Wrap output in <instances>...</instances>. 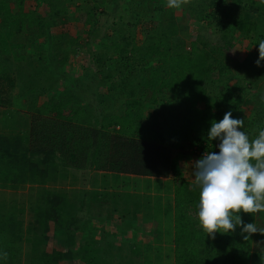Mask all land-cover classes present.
Returning a JSON list of instances; mask_svg holds the SVG:
<instances>
[{"label":"trees","instance_id":"1","mask_svg":"<svg viewBox=\"0 0 264 264\" xmlns=\"http://www.w3.org/2000/svg\"><path fill=\"white\" fill-rule=\"evenodd\" d=\"M261 39L264 0H0V107L29 125L0 134V189L17 193L0 199V264H98L74 231V171L90 168L170 181L174 264H264V233L206 234L184 169L218 150L207 130L225 112L251 139L264 128ZM75 82L102 89L95 114Z\"/></svg>","mask_w":264,"mask_h":264},{"label":"crops","instance_id":"2","mask_svg":"<svg viewBox=\"0 0 264 264\" xmlns=\"http://www.w3.org/2000/svg\"><path fill=\"white\" fill-rule=\"evenodd\" d=\"M16 93L17 90L13 91V97ZM46 100L47 97H41L39 104ZM0 110L5 111L7 116L10 113L19 115L20 119L23 116L17 114L18 110L13 106L0 107ZM16 130H12L11 126L6 130L1 129L0 134L11 136L17 132ZM192 163L189 162L188 167H192ZM147 181H150L149 184ZM129 183L133 184L134 191L123 192L125 187L123 185ZM169 183L170 181L166 179L147 180L135 176L97 172L91 168L74 171L72 190L74 205L78 207L74 210V221L78 218L77 221L80 220L82 223V220L87 219L85 215L88 217L90 215L87 222L91 224L88 228L83 227L85 224L80 225L78 222L75 224L74 231L78 230L77 247L85 242L91 248L94 247L95 250L90 249V258H95L98 264H174V258L167 259V253L170 254L174 248L173 225L165 221L160 222V226L153 225L154 223L150 224L146 219L150 217L147 210L153 200L155 206L162 205L163 210L166 208L167 199L173 196L171 190L164 191L168 189ZM16 194L14 191L0 189V199ZM20 194L28 199L30 189ZM128 210L133 214L134 220L138 219L137 221H119L122 216L118 219L109 217L119 212L124 214ZM163 219L166 220V217ZM161 257L162 263L159 260Z\"/></svg>","mask_w":264,"mask_h":264},{"label":"clouds","instance_id":"3","mask_svg":"<svg viewBox=\"0 0 264 264\" xmlns=\"http://www.w3.org/2000/svg\"><path fill=\"white\" fill-rule=\"evenodd\" d=\"M183 0H167L171 8H180ZM259 66L264 61V39L259 40ZM244 118L231 110L220 120L213 119L207 130V142L215 149L205 152L191 165L199 188L198 220L207 235L264 233L255 222L245 223L241 213L264 214V128L251 139L244 130Z\"/></svg>","mask_w":264,"mask_h":264},{"label":"rangeland","instance_id":"4","mask_svg":"<svg viewBox=\"0 0 264 264\" xmlns=\"http://www.w3.org/2000/svg\"><path fill=\"white\" fill-rule=\"evenodd\" d=\"M209 37L214 40V38L212 36H209ZM231 57L234 60H236V61L242 62L243 59L245 58V50L241 46H237L231 52ZM88 64H89V59L86 56H82L75 63V65H77V67L80 70H83V68L85 66H87ZM75 83L76 84L77 83H83L85 85L89 84L87 87H84L85 90H81L80 93L84 97V99L87 101V103L91 102L93 104V108H91L92 110H94V111L98 110L99 106H97V101H95V100L97 98V92L102 91V89H99V87L97 88V84L95 82H91L92 84L90 82H75ZM262 90L264 91V87L262 88ZM250 107H251V105L249 106V108ZM18 116L19 115H13L12 113H10L9 116H7L5 111L0 110V130L3 129V128H5V130H6L8 127H11V126H12V130H15L17 128V125H20L24 129L29 128V125L24 126L23 122L21 121V119ZM189 167L187 165L184 168L185 169V176L187 178H192L193 177V168L192 167L189 168ZM132 185L133 184H131V183H129L128 185H123L125 187H123L122 191L123 192L134 191L133 188H132L133 187ZM139 185H141V184H139ZM145 186H147V184ZM146 189H147V187H146ZM156 190H158V188H156ZM164 191H169V189H164ZM147 211H149L148 215H150V217H146V219L148 221H150L148 223H150V224L154 223L153 225H158V226H160V224H161L160 222H162V221L170 223V221H168V219H170V218L164 220L163 218L166 217V216L165 215H161V213L163 211L162 205H161V207L157 206V205L155 206L154 200L151 203V207ZM85 216L87 217V219L85 220L84 218H82L84 220H82V223L79 220L78 224H80V223H81L80 225L85 224V226H83V227L88 228L91 225L90 222H87L89 220V218H90V215H89V217L87 215H85ZM120 216H122V217H121V219L119 221L133 222V221H137L138 220V219L134 220L133 214L131 213L130 210H128L124 214H122L120 212L116 213V214H111L109 217H113V219L114 218L118 219V218H120ZM74 264H78V262H76Z\"/></svg>","mask_w":264,"mask_h":264}]
</instances>
